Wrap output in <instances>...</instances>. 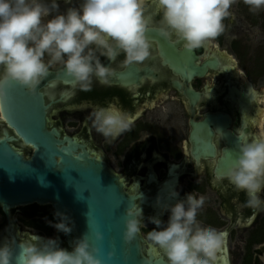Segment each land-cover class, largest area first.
<instances>
[{
    "label": "flooded vegetation",
    "instance_id": "1",
    "mask_svg": "<svg viewBox=\"0 0 264 264\" xmlns=\"http://www.w3.org/2000/svg\"><path fill=\"white\" fill-rule=\"evenodd\" d=\"M81 3L58 2L59 10ZM146 6L151 58L127 68L120 66L123 54L115 63L102 58L114 75L108 84L94 81L88 92L54 65L49 77H55L40 86L49 121L111 169L134 204L141 205L145 227L139 236L147 260L167 264L163 252L149 250L146 243L147 233L156 227L149 218L166 223L170 213L164 206H174L193 193L205 197L198 216L202 226L225 234L218 264H264V211L246 207L245 193L226 179L239 145L264 132V11L253 13L244 0H235L232 16L224 21L225 32L204 47L187 51L160 35L161 16L154 0H147ZM246 55L254 70L242 63ZM97 107L127 112L130 128L116 139L104 138L86 119ZM5 114L0 110V140L29 159L33 147L9 126ZM172 191L178 197L171 198ZM55 213L50 204L6 210L0 205V245L15 241L13 264L20 243L32 236L58 239L60 247L71 251L75 234L72 230L65 235L51 226L58 222Z\"/></svg>",
    "mask_w": 264,
    "mask_h": 264
},
{
    "label": "clouds",
    "instance_id": "2",
    "mask_svg": "<svg viewBox=\"0 0 264 264\" xmlns=\"http://www.w3.org/2000/svg\"><path fill=\"white\" fill-rule=\"evenodd\" d=\"M234 2L154 0L161 16L158 31L187 51L200 49L225 32L224 21L232 16ZM244 3L253 13L264 11V0ZM146 5L147 0H82L79 7L60 12L57 0H0V109L14 85L35 96L54 65H59L81 91L88 92L94 81L108 84L114 75L102 58L115 63L123 54L120 66L124 68L145 63L153 48L147 35ZM86 119L106 139H116L132 123L129 114L116 107H97ZM226 179L236 191L245 193L246 207L264 211V132L239 145ZM178 195L170 193L171 198ZM205 203L204 196L189 193L174 206H164L170 213L166 223L150 217L156 227L145 238L149 250L162 251L167 264H218L226 237L221 230L202 226L198 216ZM55 216L58 222L51 226L70 234V218L59 212ZM126 216L123 238L131 243L145 227L141 205L134 204ZM94 235L96 241L104 239L100 232ZM14 244L11 240L0 245V264H13ZM19 247L17 264H103L101 249L89 242L87 233L74 241L71 251L60 247L58 239L38 236ZM113 255L109 253L108 258Z\"/></svg>",
    "mask_w": 264,
    "mask_h": 264
},
{
    "label": "water",
    "instance_id": "3",
    "mask_svg": "<svg viewBox=\"0 0 264 264\" xmlns=\"http://www.w3.org/2000/svg\"><path fill=\"white\" fill-rule=\"evenodd\" d=\"M40 90L33 96L14 85L2 108L9 126L34 151L26 159L6 140H0V205L5 210L52 205L56 213L70 218L75 240L87 233L89 242L101 249L103 264H160L143 256L139 234L125 243L126 213L134 206V198L117 175L92 157L81 142L62 136L51 125L49 107ZM96 232L103 234L102 241L95 240ZM109 253H114L112 259Z\"/></svg>",
    "mask_w": 264,
    "mask_h": 264
},
{
    "label": "rangeland",
    "instance_id": "4",
    "mask_svg": "<svg viewBox=\"0 0 264 264\" xmlns=\"http://www.w3.org/2000/svg\"><path fill=\"white\" fill-rule=\"evenodd\" d=\"M255 41H256V40H255ZM257 41H258V40H257ZM226 46H227V45H226ZM253 46H254V47H252L251 50L254 51V50H256V48H257V47L255 46L254 42H253ZM248 58H249V60H248ZM242 63H243L244 65H247V64H248V66H250L251 69L254 70V69H253V68H254V67H253V63H252V58H250L249 56L246 55V56L244 57V59H242ZM252 67H253V68H252Z\"/></svg>",
    "mask_w": 264,
    "mask_h": 264
},
{
    "label": "bare ground",
    "instance_id": "5",
    "mask_svg": "<svg viewBox=\"0 0 264 264\" xmlns=\"http://www.w3.org/2000/svg\"><path fill=\"white\" fill-rule=\"evenodd\" d=\"M1 110V112H2V109H0Z\"/></svg>",
    "mask_w": 264,
    "mask_h": 264
}]
</instances>
